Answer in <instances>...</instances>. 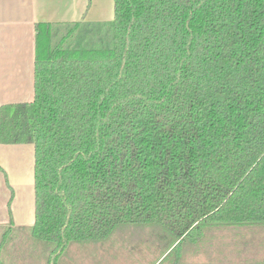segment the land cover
<instances>
[{
  "label": "trees",
  "instance_id": "1",
  "mask_svg": "<svg viewBox=\"0 0 264 264\" xmlns=\"http://www.w3.org/2000/svg\"><path fill=\"white\" fill-rule=\"evenodd\" d=\"M0 144L34 147V222L55 264L122 225L170 235L264 224V0H113V19L37 23L33 99L0 105ZM177 264V263H175Z\"/></svg>",
  "mask_w": 264,
  "mask_h": 264
},
{
  "label": "crops",
  "instance_id": "2",
  "mask_svg": "<svg viewBox=\"0 0 264 264\" xmlns=\"http://www.w3.org/2000/svg\"><path fill=\"white\" fill-rule=\"evenodd\" d=\"M113 19V0H0V105L33 99L37 23ZM34 222V147L0 144V227Z\"/></svg>",
  "mask_w": 264,
  "mask_h": 264
},
{
  "label": "rangeland",
  "instance_id": "3",
  "mask_svg": "<svg viewBox=\"0 0 264 264\" xmlns=\"http://www.w3.org/2000/svg\"><path fill=\"white\" fill-rule=\"evenodd\" d=\"M169 233L122 225L103 241L71 242L55 264H158ZM7 264H49L44 243L20 234L4 252ZM161 264H264V224L210 225L197 243L185 241Z\"/></svg>",
  "mask_w": 264,
  "mask_h": 264
}]
</instances>
